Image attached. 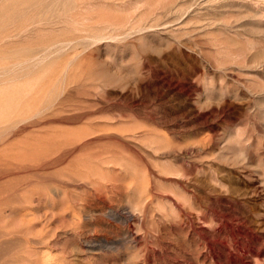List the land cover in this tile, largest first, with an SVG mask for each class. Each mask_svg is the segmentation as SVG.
<instances>
[{
  "label": "rangeland",
  "instance_id": "rangeland-1",
  "mask_svg": "<svg viewBox=\"0 0 264 264\" xmlns=\"http://www.w3.org/2000/svg\"><path fill=\"white\" fill-rule=\"evenodd\" d=\"M44 257L264 264V0H0V264Z\"/></svg>",
  "mask_w": 264,
  "mask_h": 264
},
{
  "label": "bare ground",
  "instance_id": "bare-ground-1",
  "mask_svg": "<svg viewBox=\"0 0 264 264\" xmlns=\"http://www.w3.org/2000/svg\"><path fill=\"white\" fill-rule=\"evenodd\" d=\"M97 39H98V38H97ZM96 41H97V40H96ZM35 58H37V57H35ZM9 95H11V94H9ZM12 97H14L13 94H12ZM21 97H22V96H21ZM21 97L19 96V98H21ZM9 98H11V97H9ZM14 98L17 99L18 97L15 96ZM11 99H12V98H11ZM21 99H22V98H21ZM17 100H20V99H17ZM9 101H10V99L8 100V102H9ZM14 101H16V100H14ZM14 101L11 100V101L9 102V103H11V104H9L8 108H10V107L12 106L11 109H13V108L15 107L14 105L17 103V101L15 102V104H13ZM6 102H7V101H6ZM19 103H20V101H19L17 104H19ZM12 104H13V105H12ZM6 105H7V104H6ZM13 106H14V107H13ZM15 108H16V107H15ZM6 109H7V107H6ZM6 109H5V110H6ZM11 109H9V110H11ZM17 109H18V108H17ZM13 110H14V109H13ZM11 111H12V110H11ZM11 111H10V112H11ZM14 111H15V110H14ZM14 111H13V112H14ZM43 255H44V254H43ZM44 256H45V255H44ZM46 256H47V255H46ZM42 257H43V256H42ZM44 258H46V257H44ZM47 259H49V258L47 257V258L45 259V261H46ZM46 262H47V261H46ZM46 262H44V264H45ZM47 264H48V262H47ZM50 264H51V263H50Z\"/></svg>",
  "mask_w": 264,
  "mask_h": 264
}]
</instances>
